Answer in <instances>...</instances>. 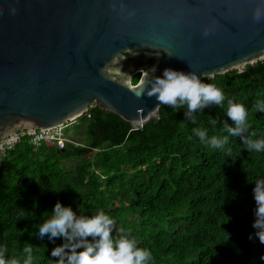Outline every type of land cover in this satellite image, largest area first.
Listing matches in <instances>:
<instances>
[{"label":"trees","instance_id":"1","mask_svg":"<svg viewBox=\"0 0 264 264\" xmlns=\"http://www.w3.org/2000/svg\"><path fill=\"white\" fill-rule=\"evenodd\" d=\"M201 80L222 89L225 101L196 112L195 123L185 119L186 107L161 105L157 118L131 129L92 105L65 123L73 134L63 129L62 147L22 138L7 151L0 160V246L7 247L6 258L22 264L23 249L32 246L33 264H56L51 251L63 238L52 241L38 232L60 202L78 215H109L113 238L130 234L151 251L150 264H264V244L252 227L264 151L249 152L239 137L229 136L227 158L193 133L202 128L209 137L228 135L227 100L234 98L248 111V135L264 138V113L255 110L264 99V60Z\"/></svg>","mask_w":264,"mask_h":264},{"label":"water","instance_id":"2","mask_svg":"<svg viewBox=\"0 0 264 264\" xmlns=\"http://www.w3.org/2000/svg\"><path fill=\"white\" fill-rule=\"evenodd\" d=\"M255 5L0 0V137L63 125L92 105L131 129L152 121L161 105L136 95L148 75L141 70L155 67L149 81L165 68L193 71L201 79L264 60V19L254 21Z\"/></svg>","mask_w":264,"mask_h":264},{"label":"clouds","instance_id":"3","mask_svg":"<svg viewBox=\"0 0 264 264\" xmlns=\"http://www.w3.org/2000/svg\"><path fill=\"white\" fill-rule=\"evenodd\" d=\"M15 13V9L12 10ZM253 19L259 22L264 19V0H256L253 10ZM205 29V35L208 34ZM155 67L147 73L146 82L138 87L143 92L137 91L139 97L146 94L155 97L157 106H168L173 110L184 111L185 119L196 122L195 113L202 111L210 105L222 106L225 94L216 85L203 82L196 72H183L171 68H165L162 76H153L148 80L149 73L155 72ZM126 74V73H125ZM227 117L232 121V126L224 123L225 136H208L206 129L194 128L193 133L201 143H207L215 149L225 151V145L229 143V136L239 137L244 147L250 151H264V138L254 140L248 135L249 125L247 122L248 111L243 103L236 102L234 98L227 100ZM255 110L264 113V99L258 100ZM213 120L212 124L215 125ZM232 150L228 148L225 156L231 157ZM256 207L254 209L255 220L252 227L256 229L255 236L264 244V179H257L253 189ZM115 221L103 211L94 215H78L68 206L57 202L51 215L39 226V237L48 236L49 240L55 241L62 237L64 243L51 251V256L58 258L56 264H150L152 253L150 250L137 246V241L130 234L121 235L119 239L113 238ZM91 238V239H89ZM252 238L251 236L249 237ZM82 249V250H81ZM25 258L22 264H33V247L23 249ZM7 247L0 246V264H21L16 257L6 258ZM264 259V256L261 257Z\"/></svg>","mask_w":264,"mask_h":264},{"label":"built area","instance_id":"4","mask_svg":"<svg viewBox=\"0 0 264 264\" xmlns=\"http://www.w3.org/2000/svg\"><path fill=\"white\" fill-rule=\"evenodd\" d=\"M22 138L32 145L40 143L56 144L58 148L67 140L62 125L52 128H25L0 137V160L7 151L12 149Z\"/></svg>","mask_w":264,"mask_h":264},{"label":"rangeland","instance_id":"5","mask_svg":"<svg viewBox=\"0 0 264 264\" xmlns=\"http://www.w3.org/2000/svg\"><path fill=\"white\" fill-rule=\"evenodd\" d=\"M68 123H71V122H68ZM62 128L65 129V132L67 133V136H69V137L72 136V134H73V133H72L73 130H72L71 128H68V127H67V124H63V125H62Z\"/></svg>","mask_w":264,"mask_h":264}]
</instances>
